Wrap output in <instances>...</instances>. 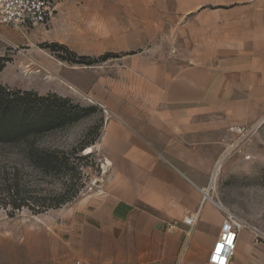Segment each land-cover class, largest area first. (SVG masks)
I'll use <instances>...</instances> for the list:
<instances>
[{
	"label": "rangeland",
	"instance_id": "rangeland-1",
	"mask_svg": "<svg viewBox=\"0 0 264 264\" xmlns=\"http://www.w3.org/2000/svg\"><path fill=\"white\" fill-rule=\"evenodd\" d=\"M51 1L54 12L47 23L17 29L30 41L8 46L0 54L11 58L2 71L1 83L12 90L69 97L90 111L73 123L31 131L23 141L0 143V174L11 175L18 169L23 195L46 203L55 195L67 200L40 213L27 207L15 211L9 206L1 208L0 264H149L138 260L148 250L139 245L142 238L131 224L125 231L138 245L122 247L121 258L114 259L104 254L110 248L109 231H87L82 223L87 209L111 205L114 192L122 184L118 167L107 159L110 153L102 143L103 131L110 119L118 118L120 105L124 115L135 121L141 94H151L150 80L137 81L136 69L152 60L165 63L168 56L176 55L167 38L166 21V6L175 0ZM51 43L64 44L68 49L57 47L54 53L47 48ZM69 51L93 57L107 52L121 56L81 65L58 57L70 56ZM103 99L110 101L111 107L104 105ZM262 120L238 123L232 130L224 127L222 150L214 164L206 163V187L210 188L212 172L218 167L210 196L248 223L243 231H248L260 247L258 254L264 252ZM235 127H241L243 132H237ZM89 146L93 151L88 152ZM29 148L59 150L66 167L55 172L40 171L37 161L27 155ZM209 205L204 203L202 212ZM184 225V221L159 220L157 264H172L174 255L186 253L191 228ZM241 237L242 232L239 241ZM242 257L237 247L233 259L243 262Z\"/></svg>",
	"mask_w": 264,
	"mask_h": 264
},
{
	"label": "crops",
	"instance_id": "crops-1",
	"mask_svg": "<svg viewBox=\"0 0 264 264\" xmlns=\"http://www.w3.org/2000/svg\"><path fill=\"white\" fill-rule=\"evenodd\" d=\"M166 8L176 55L136 69L137 81L150 80L151 94H141L135 121L120 105L118 118L103 131L107 159L118 167L122 184L111 205L87 209L82 224L87 231H109L104 254L114 259L122 247L138 245L125 231L131 224L148 250L138 260L157 264L159 220L184 221L198 213L195 225L184 222L191 228L186 253L170 260L210 264L224 214L214 201L204 202L210 205L202 212L206 163L214 164L221 152L224 127L264 119V0H175ZM23 33L0 24V54L30 41ZM241 232L243 262L234 258L232 264H264V252L256 253L260 247Z\"/></svg>",
	"mask_w": 264,
	"mask_h": 264
},
{
	"label": "trees",
	"instance_id": "trees-1",
	"mask_svg": "<svg viewBox=\"0 0 264 264\" xmlns=\"http://www.w3.org/2000/svg\"><path fill=\"white\" fill-rule=\"evenodd\" d=\"M57 47L68 49L64 44L51 43L47 48L56 53ZM70 56L58 55L62 60L73 64L93 65L110 58L120 57L119 53L107 52L100 56L80 55L69 51ZM11 61L10 57L0 56V143L3 145L23 141L31 131L41 132L50 126L64 125L80 120L88 114L90 109L75 104L69 97L52 93L40 95L33 90H12L1 83V72ZM45 113L46 116L42 117ZM89 144H86L88 146ZM85 146H82L84 149ZM26 151V150H25ZM27 155L36 160V166L43 172H55L66 167L64 155L57 149H27ZM8 173V172H7ZM22 179L19 170L15 169L11 175L0 174V209L9 206L12 210L25 207L34 213L50 207H58L67 200L61 195L51 197V202L41 201L37 197L23 195ZM36 204V207H34Z\"/></svg>",
	"mask_w": 264,
	"mask_h": 264
},
{
	"label": "built area",
	"instance_id": "built-area-1",
	"mask_svg": "<svg viewBox=\"0 0 264 264\" xmlns=\"http://www.w3.org/2000/svg\"><path fill=\"white\" fill-rule=\"evenodd\" d=\"M53 12L54 6L51 0H0V24L16 30L45 24L52 17ZM236 131L243 132V129L236 127ZM212 176L213 172L211 180ZM208 188H202V202L208 200L216 202L210 193L206 194ZM219 206L225 214L208 261L210 264H232L240 233L249 225L242 217L226 209L222 204ZM197 220L198 213L186 217L184 222L187 225H195Z\"/></svg>",
	"mask_w": 264,
	"mask_h": 264
},
{
	"label": "bare ground",
	"instance_id": "bare-ground-1",
	"mask_svg": "<svg viewBox=\"0 0 264 264\" xmlns=\"http://www.w3.org/2000/svg\"><path fill=\"white\" fill-rule=\"evenodd\" d=\"M87 150H88V152H91V151H93V148L91 147V146H89V147H87ZM222 160H220V162H221ZM217 170H218V167L214 170V172H213V176H212V181H211V184H210V188H213L214 187V183H215V180H216V176H217ZM210 188H208L207 190H206V194H209L210 192H209V189Z\"/></svg>",
	"mask_w": 264,
	"mask_h": 264
},
{
	"label": "water",
	"instance_id": "water-1",
	"mask_svg": "<svg viewBox=\"0 0 264 264\" xmlns=\"http://www.w3.org/2000/svg\"><path fill=\"white\" fill-rule=\"evenodd\" d=\"M218 203V202H217ZM219 204V203H218Z\"/></svg>",
	"mask_w": 264,
	"mask_h": 264
}]
</instances>
